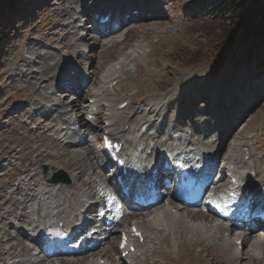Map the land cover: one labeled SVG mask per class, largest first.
<instances>
[{"label":"rangeland","instance_id":"obj_1","mask_svg":"<svg viewBox=\"0 0 264 264\" xmlns=\"http://www.w3.org/2000/svg\"><path fill=\"white\" fill-rule=\"evenodd\" d=\"M122 1L16 0L15 12L19 10V14L15 16L14 12L10 14L11 10L6 11L3 8L5 14L0 25V28L4 27L0 31V220L1 218L5 219L0 223V241H4L7 237H16V233L7 228L8 223L12 222L10 220L13 218L15 221L13 224L17 226L18 222L15 219L25 212V209L22 211V207L17 208L15 205L21 198L19 195H11L12 192L27 183L28 178L26 179V177L30 174H36V178H40L44 176V172L48 171L45 163H50V161L39 159V156L68 153L71 150L70 146L66 148L63 145H57L53 138L55 136L45 129L40 130V134L37 130L39 118L37 121L35 120L37 124H29L32 116L36 114L35 110L31 108L38 106V110L48 103L46 99H50L52 103L56 104L64 103V110L67 108V102L72 100L70 93L62 95V89L54 90L52 88L53 91L46 94L47 91L39 92L37 87V84L42 83L43 80L46 81L41 85L42 88L48 82V85L52 87L57 85V79L52 77L54 74H59L58 72L61 73L64 67L79 68L78 70H82L80 76L83 75V70L87 71L90 67L86 74H88V78L94 80L93 86H98L103 71L106 72L113 67H116L115 70L120 69L119 62L126 63L128 65L126 71H129V74L122 76L121 86L116 85L113 93L109 96L115 106L119 102L130 104L123 115H121L123 111H119L121 112L120 120L128 121L136 114L141 117L146 110V119L141 121L142 123L136 128L139 132L143 123H149L148 126L153 123L151 119L155 118L153 116L147 118L148 109L146 108L153 105V112L159 109L164 124L170 123L173 126L169 132L171 135L178 131L177 127H174L175 123L179 121L178 125L182 126L185 122L186 126L181 128L183 135H195L194 131H199V129L207 131L209 132L208 137L213 139L210 144L212 148L215 142L221 140L215 144L216 149H219L223 142L224 134L236 126L232 131L234 141L244 149V151L237 152L236 161H246L248 166L252 167L250 175L257 173L259 176H264V71L259 70L255 65L256 60L253 57L258 53H246L244 48L239 47V44L234 45L231 42L234 36L227 37L230 29L227 27L226 19L220 21L218 19L221 17L214 16L215 6L218 9L222 0H128L127 4L141 7L142 14L144 13L145 16L143 15L140 20L132 15L133 12L138 14L137 11H128V14H131L129 17L134 20L125 22L120 30H117L119 33L113 38V42L117 40L115 47L106 50L111 44L96 37L98 34L92 29L93 21H87V25H91L84 29L86 22L84 23L82 16L84 12H91L105 6H109L113 10L121 9ZM76 20L77 24L74 26L73 23ZM77 30L80 32L78 34L81 35V38L83 39V36L85 38L79 48L76 44H79L81 40L77 41L78 39L73 37V32ZM125 37V43H121ZM97 41H101L103 44L100 43L99 47L93 45ZM104 42L107 43V46ZM70 43L77 48L74 50L64 48V44ZM137 46L142 47L138 54L134 51ZM66 56L68 62L62 64L63 60L65 61L63 58ZM77 59L84 61L80 65ZM125 59H127L126 62ZM117 63L119 66H116ZM78 75V73L75 74V76ZM35 76L41 79V82L34 81L33 77ZM82 93L89 100L91 92L86 90V93L85 91ZM249 93H253L251 100H244ZM241 101L242 107L239 105ZM212 104L214 105L211 106ZM23 107H25V112L20 113L24 109ZM230 109L233 110L231 114H229ZM59 110L57 111L58 116L62 114ZM203 113V118L201 116L193 120L196 115ZM228 114L233 115L231 128L214 136L209 130L217 129L219 125L227 123ZM69 117L70 115H68ZM238 117L243 121L240 122ZM185 118L187 119L184 120ZM175 119L177 122H173ZM45 122L43 123L47 126L55 124ZM102 123H104L103 119L99 124L104 128ZM91 124L98 127V124ZM126 127L128 125L125 126V129ZM86 129L90 134L94 133V130ZM35 132L41 136L39 139L34 134ZM47 134H50L49 139ZM82 135L85 136V133ZM100 135H102L101 131L95 136L87 137L90 158L98 156L97 159L95 158L98 164L101 163L98 153ZM166 141L167 139L164 143L169 147L171 141ZM49 148H54L55 153L46 151ZM220 148L218 154H223L222 144ZM19 151L24 152L16 154ZM244 154L246 156H243ZM41 163L42 165H40ZM17 164L24 168L19 166L15 168L14 165ZM44 166L47 168L46 171H44ZM13 167L16 169V174L12 176ZM101 171H103L102 167ZM58 174L63 175L64 172L62 170L55 171L52 176ZM16 176L21 178L19 183L15 179ZM166 201L168 199L164 200L161 205L166 204ZM5 204L10 206L4 207ZM186 209L184 208V210ZM188 211L195 216L193 220L198 218V223L206 226L212 224L205 223V215H207L204 213L205 210L189 208ZM184 213L178 218L184 217ZM128 224L130 225L131 221L125 218L117 226V229H125ZM236 235L238 238L242 236L240 232H237ZM246 236L250 237L248 243L254 242L252 235ZM161 237L159 235V242L154 246L159 251L154 248V253L142 264H263V261L253 260L249 256L246 261L240 259L238 263L229 262L230 257H226V249L221 244L209 243L203 248L195 237L188 239L183 235L174 239L173 236H169L165 240H162ZM117 239L118 236L113 233L108 239L107 245L99 247L98 251L96 250L92 254L105 252L114 261V264H119V254L116 253ZM20 243L25 245L27 243L23 241L22 236L20 239L15 238L9 243V246L18 244L21 247V252L17 250L15 254L12 251L3 257V252L8 245L0 242V264H6L5 261L11 258L9 257L11 254L16 255L15 260L18 264H24V262L25 264H47L50 260V264H58L59 260L50 258L48 261L42 259L37 263H32V260L31 263L21 260V256L28 253V246L26 248ZM88 257H81V259L84 261Z\"/></svg>","mask_w":264,"mask_h":264},{"label":"bare ground","instance_id":"obj_2","mask_svg":"<svg viewBox=\"0 0 264 264\" xmlns=\"http://www.w3.org/2000/svg\"><path fill=\"white\" fill-rule=\"evenodd\" d=\"M127 2L128 0H123L121 2V5H123L121 9L113 10L110 7H103L101 9H95L91 12H95L96 14L100 12L99 16L97 17L98 20L105 17L107 14H109L110 11L115 13V16L116 14H119L120 16L125 15L128 12L129 8L133 7L132 5L127 4ZM104 9H108L107 12L104 13ZM82 17L84 23L86 22L84 29L89 28L91 24L88 26L87 21H90L89 20L90 12L89 11L84 12ZM125 20L126 18H124L122 22H124ZM76 24H77V20L74 21L73 25L75 26ZM94 28L95 26L92 29ZM63 30L66 29L63 28ZM78 32H79L78 30L73 32V37L77 38L78 39L77 41L81 40V38L78 37L79 36ZM117 34L118 33H114L112 35L101 34L97 38L99 37L104 38L103 39L104 41H107L109 42V44L114 45L115 42H113V38L116 37ZM100 43L101 41H97L93 43V45L99 47ZM105 43L106 42H104V44ZM77 45L79 44H76V46ZM105 45L107 46V43ZM63 46L68 50H74L77 48L76 46L74 45L72 46L71 44H64ZM141 48H142L141 46H137L134 49V51L138 54ZM63 59H65V61L63 60L62 64L65 63L67 64L68 57L66 56ZM126 60L127 59H125V62ZM83 61L78 59V63H82ZM60 63L59 65H62ZM126 66L123 65L117 72L113 70L114 67L107 70L106 72L103 71V73L99 78V83L98 86L96 87V91L95 93H92L91 96H89V101H85L86 100L84 98L85 96L81 95L80 93L75 97H70L72 100L69 99L70 101L67 102L68 104L67 103H66L67 105L65 104L67 108H65L64 110L63 107L61 106L62 107L61 115L66 117L67 115H69V112L76 111L77 113L80 114V119L78 123L80 124L82 129L89 128L91 130L90 127L91 124L90 121H88L90 120L91 116L94 117L93 119L94 122H99V120L102 118L108 121L110 126L107 129H110V134H111L109 136L113 140H115V142L118 141L120 143H123V146H125L124 155L126 157V161L130 162L129 154L131 156L132 154H137L136 152L137 148L144 147L142 152L139 153L138 162L134 161L135 158L133 157L131 159L132 164L134 165L138 164V167L142 168L141 165H145L146 167L148 163H157L159 159L165 158V156L168 155V153L171 152V150L176 149V150H180L181 155L186 154L187 156L190 155L194 158H197L198 161L197 163L204 166V168L207 171L211 170L214 167L215 163L217 162L219 163L220 161L221 168H223L220 182L224 181L226 177H228L229 182L231 181V179L236 180L235 184L237 185V190L235 192V196H237V198L235 200L242 202L244 201L252 205L254 204V198L252 197L253 195L255 194L264 195V176H259L257 173L250 175V173L252 172L251 169L252 167H249L248 163L245 162L244 160H241L239 162L236 161L237 158L236 156L238 155L237 152H239L240 150L244 151L243 146L236 144L234 141V136L232 131L233 129L236 128V126L234 127L232 126L233 128L229 132L227 131L226 134H224L225 136L223 137V142L221 143L222 147H224L223 149L224 152L223 154L221 153L218 154V151L221 149L220 148L221 144L219 149H216L215 144H217L221 140L215 142L214 147L212 148L210 144L213 142V139L211 137H208L209 132L207 131H203L199 129V131H194L196 136L191 134L185 136L183 135V133H181L182 131L181 128L178 127V131L172 133L173 135L172 136L171 133L169 132L171 131V128H173V126L170 125V123L166 125L164 124V122L162 121L163 120L162 115L159 114V109L153 112V108H152L153 105L146 107L148 109V113H147L148 117L153 116V118L156 119L155 122L150 124L149 131L145 133L146 135H141V129L144 126H148L149 123H143L140 128V131L136 133L137 126H139L142 123L141 121L146 119V112H147L146 110L144 111V114L141 117L140 115L136 114L128 121L120 120L119 115L121 112L116 110L114 101L109 96H110V90L113 89L112 83L114 82L116 83V85L121 86L120 82L122 76L123 75L126 76L129 74L128 73L129 71H126ZM62 69L63 71H61V73L58 72L59 74H54L52 77L55 80L57 79V85L55 86L57 88H64L69 91L78 92L79 77L75 76V74H77V72H74L76 71V69H74L73 67H66ZM72 71L74 73L70 74ZM86 76L87 75L85 74L84 77ZM33 80L41 82V79H39L37 76L33 77ZM45 81L46 80H43L42 83L37 84L39 92L43 91L44 93V91L45 92L47 91L46 93H48L49 91L52 90V86L48 85L49 82L46 83L42 88L41 85H43ZM64 81L66 83L70 82L69 88L62 86ZM93 81L94 80L91 78L90 83H88V85L93 86L92 84ZM85 88L84 90L86 91L87 88L86 89ZM63 93L65 94L64 91ZM252 96L253 93H249V95L246 96L244 100L247 99L251 100ZM120 104L121 103L119 102V104L116 105H120ZM239 105L241 107L243 106L242 101L239 103ZM95 108H97L96 109L97 111L93 112ZM23 112H25V108L23 109ZM231 112H233L232 109H230L229 114H231ZM229 114L227 118L225 117L228 121L227 123H224L223 125H219L217 129L211 128L209 130L214 136L221 133V131H226L231 128L232 125L231 121L233 120L231 117L233 115L231 116ZM53 116H55V118L52 121L59 119V116L57 114L54 113ZM53 116L52 115L49 116L46 120H44V122L45 121L48 122L51 118H53ZM201 116L203 118L204 113L200 115L199 114L196 115L193 118V120L196 118H200ZM85 117H88V120H86L87 118ZM239 121L241 122L243 120L239 119ZM173 122H177V119H175ZM45 123L39 124L38 126L40 128H38V130L45 129L47 132L53 133L54 135L58 133L56 128L48 127L47 125H45ZM121 125L122 128H120ZM126 125H128L127 130H125ZM185 126L186 124L184 123V127ZM87 134L90 135V132H87ZM74 136L75 135H72L71 137L74 138ZM166 139L167 141L170 140L172 143V144L170 143L169 147L164 143ZM88 143L78 135L76 140L70 141L69 144L66 145V146H70L71 148L70 152L57 153L53 155H47V154L40 155L39 159H46L50 161V163H45V165H47L48 168L47 173H45V175L41 176L40 178H36L37 177L36 174H30L29 176L26 177V179L28 178L27 183H24V185L19 187L17 186L18 188L12 192L11 195H19V197L21 198L18 202L15 203V205L17 206V208L22 207V211L25 209V212H23L20 216H18V219H15L17 220L18 223H20L21 225L20 227L14 226L13 224L14 222L8 223L7 228L11 231H14V233H16V237H12V238L7 237L4 241H0L1 244L8 245L7 249L3 252L4 255L3 257L9 255V252L12 251L15 254L17 250H20L21 252V247L18 244H15L14 246L13 245L9 246V243L15 240V238H20V236H22L23 241L33 242V240L30 237L39 235L42 231H44L45 229H49L52 225L53 226L59 225L60 223L67 224L68 218L73 212H77L80 210H88L90 208L89 205L86 206L85 201H87L88 199L91 200L96 199V197L100 195L102 189L101 187L103 185L100 183L99 180L105 178L103 171H101V167L104 169L105 166L104 164L100 165L96 163L95 158L97 159L98 156L95 158L92 156V158H90L91 154H89V150H88L89 146L87 145ZM84 144L86 145L83 146ZM154 147L160 148L161 151L157 152ZM152 149H154L152 151V155L148 156L147 152ZM63 152L66 151L63 150ZM143 153L146 154V157L144 158H142ZM243 156H246V154H244ZM138 167H135L134 169L131 168V170L132 171L136 170ZM59 170H62L67 173V177H68L67 183H53V181H51L52 179L50 178V176H52V174L55 171H59ZM141 174H143V172H141ZM223 186L227 187L225 183L223 184ZM166 203L167 204L164 206L149 209L143 214L141 213L139 214L138 212H134V211H126L123 213L124 215L122 219L129 217L131 218V220L133 219L136 220V222L132 223V225L128 224L130 226L128 231L130 232V228L132 226L137 227L138 230L141 231L143 234L144 245L139 249V251H137L138 253L135 251L136 253L134 255H129L126 257H121L119 255L120 258L119 264H142L146 262L145 259L151 256L152 253H154L155 249L156 251H159L158 248L154 247L159 242L160 239L159 235L162 236L161 237L162 240L163 239L165 240L166 237L169 236L171 237L173 236L172 238L174 239H176V237H180L183 235L188 239L195 237L200 242L203 248H205L206 244L209 243H212L213 245L221 244L226 249V257H230L229 262L238 263V260L240 259L246 261L248 260V256H249L250 258H253V260L263 261L264 264V246L262 244H259L255 241L248 243V239H250V237L246 235H242L241 238L236 237L233 239L231 238L232 236L230 234V236L228 237L227 234L229 232H234L236 228L241 229L240 227L235 226L233 223H226V224L217 223L218 221L217 222L214 221L213 218H211L208 214L205 215L206 216L205 223H207V225H209L210 223L212 224H210V226H206L204 224L198 223L199 222L198 218L197 220H193L195 216L192 215L190 211H188L189 208L184 210V208L177 207L175 206L176 204L174 205V202L171 200H169L168 202L166 201ZM257 204H260L259 208L262 209L264 208V203L262 204L257 203ZM183 212H185L184 213L185 216L184 217L180 216L178 218V216L183 214ZM206 212L208 211L206 210ZM160 214L162 215V219L160 218ZM195 215L197 216L198 214L196 213ZM4 219L5 218H1L0 223L4 221ZM193 222L196 225H194ZM190 223H192L193 225H191ZM197 226L202 228H198ZM29 232H31V234H29ZM251 235L254 237L256 234H250V236ZM0 237H1V232H0ZM237 241H240L241 245H237L236 244ZM20 244L25 245L24 243H20ZM27 246H28V254H29L31 250L29 244L26 243L25 247L27 248ZM238 247L242 248L241 254H239ZM102 249H100L99 251H102ZM15 254L14 255L11 254L9 256L11 257L9 260L13 261L11 262L12 264H18L17 261L15 260L16 259ZM45 256L47 258L43 259V261L45 260L48 261L50 257L47 255ZM87 256L89 257L84 261H82L81 258L72 259V260L66 259V261L59 260L58 264L59 263L60 264H95L96 262H100L101 260H105V263L107 262L114 263V261L105 252H99L96 254L89 253V255ZM27 261H30V259ZM48 263L50 264L51 260Z\"/></svg>","mask_w":264,"mask_h":264},{"label":"trees","instance_id":"obj_3","mask_svg":"<svg viewBox=\"0 0 264 264\" xmlns=\"http://www.w3.org/2000/svg\"><path fill=\"white\" fill-rule=\"evenodd\" d=\"M16 0H0V25L3 17V8L15 12ZM214 16L226 19L230 29L227 37L234 36V45L245 49V52L258 53L254 56L256 67L264 69V0H222V4L215 6ZM17 13V12H16ZM217 20V21H218ZM4 27L0 28L2 31Z\"/></svg>","mask_w":264,"mask_h":264},{"label":"snow or ice","instance_id":"obj_4","mask_svg":"<svg viewBox=\"0 0 264 264\" xmlns=\"http://www.w3.org/2000/svg\"><path fill=\"white\" fill-rule=\"evenodd\" d=\"M226 214V213H225ZM133 232L136 234V235H139L138 232H136L135 228H133ZM125 242H126V239H125ZM123 246V245H122Z\"/></svg>","mask_w":264,"mask_h":264},{"label":"water","instance_id":"obj_5","mask_svg":"<svg viewBox=\"0 0 264 264\" xmlns=\"http://www.w3.org/2000/svg\"><path fill=\"white\" fill-rule=\"evenodd\" d=\"M60 181H64L65 182L66 180L65 179H61Z\"/></svg>","mask_w":264,"mask_h":264}]
</instances>
